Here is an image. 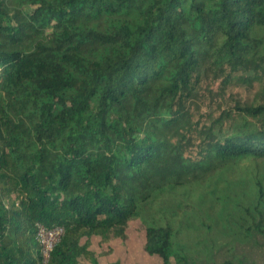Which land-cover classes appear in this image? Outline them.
Returning a JSON list of instances; mask_svg holds the SVG:
<instances>
[{
    "label": "trees",
    "instance_id": "1",
    "mask_svg": "<svg viewBox=\"0 0 264 264\" xmlns=\"http://www.w3.org/2000/svg\"><path fill=\"white\" fill-rule=\"evenodd\" d=\"M247 163L264 236V0H0V264L41 259L38 223L49 264L96 263L135 221L172 264L177 196Z\"/></svg>",
    "mask_w": 264,
    "mask_h": 264
},
{
    "label": "rangeland",
    "instance_id": "2",
    "mask_svg": "<svg viewBox=\"0 0 264 264\" xmlns=\"http://www.w3.org/2000/svg\"><path fill=\"white\" fill-rule=\"evenodd\" d=\"M233 92L239 101H249L254 96L245 89ZM254 169L255 164L247 163L222 175L216 189L211 188L215 192L208 193L202 206L196 204L201 198L199 192L186 190L177 196L176 212L180 216L173 222L178 233L174 238L172 264H176V254L188 257L190 264H264V236L248 225L242 226L239 210L235 209L246 203L244 197L249 194L248 181ZM195 205L198 213L192 216L190 211ZM130 227L126 242L102 244L98 237L92 238L91 251L97 261L81 259L80 264H161L158 257L149 256L143 249L145 229L141 222H132Z\"/></svg>",
    "mask_w": 264,
    "mask_h": 264
},
{
    "label": "built area",
    "instance_id": "3",
    "mask_svg": "<svg viewBox=\"0 0 264 264\" xmlns=\"http://www.w3.org/2000/svg\"><path fill=\"white\" fill-rule=\"evenodd\" d=\"M65 233L64 227L57 225L47 227L38 223L36 227V239L41 248V259L36 264H49L51 254Z\"/></svg>",
    "mask_w": 264,
    "mask_h": 264
}]
</instances>
